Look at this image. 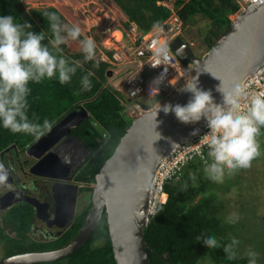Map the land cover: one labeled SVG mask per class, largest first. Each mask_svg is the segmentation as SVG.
<instances>
[{"label":"trees","instance_id":"trees-1","mask_svg":"<svg viewBox=\"0 0 264 264\" xmlns=\"http://www.w3.org/2000/svg\"><path fill=\"white\" fill-rule=\"evenodd\" d=\"M24 1L0 0V15L11 14L18 21L29 22L33 32L40 30L49 32L48 21L42 16L45 11L55 12L62 22L71 24L53 5L27 7ZM112 1L125 16L121 24L127 27L133 22L142 33L166 19L171 8L176 9L182 27L188 24L194 26L199 18L203 19L205 25L202 42L206 51L230 22V15H233L238 8L237 0ZM162 1L167 3L162 4ZM86 36L88 33H81V38ZM92 38L95 42L99 40L97 35ZM61 47L64 55L73 61L80 60L82 67L78 68L70 82L64 85L59 84L55 79L30 84L31 93L28 97L30 116L34 113L41 120L47 118L52 127L71 110L83 107L107 131L108 138L100 137L87 119L72 130L71 133L78 137L88 151V155L73 176L75 181L85 184L81 187V191L87 192V204L74 215L70 226L62 235L39 242L30 237L33 209L26 203H18L11 207L0 216V242L4 256L54 250L71 241L89 209L92 191L90 184L94 183L95 174L112 154L131 122L118 100V96L123 97V95L108 82L106 76L108 64L97 61L95 57L84 62L79 48L71 49L69 42ZM93 63L97 66L92 67ZM88 70L94 73L90 77L92 86L86 91H80V77ZM263 132L264 128L257 139L264 138L261 137ZM39 137L11 133L7 129L0 128V153L5 150L10 152L17 150L22 153ZM203 153H206V149H203ZM202 169L203 161L195 156L182 167L177 178H171L164 184L166 199L163 203L157 204L156 209L158 208L159 211H155L149 217L142 229L144 240L152 249L148 251L150 264H199L202 257L210 259L212 264H247V258L242 257L241 249V245L247 239L241 235L245 230L243 227L247 225L245 222L247 217L243 220L239 219L234 224L225 223L227 200L224 196L230 189L236 188L238 179H241L240 171L238 169L234 174L226 176L222 182H213L204 176ZM190 173L195 174V182L189 179ZM185 183L187 188L181 191V186ZM246 212V216L252 214L254 219L260 221V232L258 237L253 233L252 245L259 252L260 264H264V214L257 216L248 210V206ZM201 232L214 234L221 243L226 242L231 236L237 237L240 240L237 258L226 260L222 249H208L203 242L194 240L193 237ZM33 264H115L105 213H102L98 225L88 240L77 250L53 261Z\"/></svg>","mask_w":264,"mask_h":264},{"label":"water","instance_id":"water-1","mask_svg":"<svg viewBox=\"0 0 264 264\" xmlns=\"http://www.w3.org/2000/svg\"><path fill=\"white\" fill-rule=\"evenodd\" d=\"M234 18L200 56H196L181 37H176L169 44L171 51L182 62L193 64L194 72L190 80L197 76V86L209 90L217 103L221 102V94L216 91L219 81L225 85L236 81L243 86L264 64V0L248 4ZM111 73V70H107L106 76ZM181 89L162 101L159 104L161 108L157 109L158 105L131 120L114 151L94 176L89 209L69 243L54 250L10 255L2 258L0 264L53 261L74 252L91 236L103 212L115 264H150L148 251L152 249L144 240L142 229L147 222L146 206L151 179L158 164L174 145L203 120L195 124H184L171 112L165 114L162 111L165 103L187 102L190 93ZM74 114L77 112L67 113L31 146L47 151L60 136L69 131L70 126L77 125L83 119H87L100 137L108 138L107 131L83 107H80L76 122H73ZM59 131H63L60 136ZM44 168L50 169L49 175L52 170L56 171L54 175L57 178L71 177L68 165L62 164L52 151L33 164L30 171L39 174V170ZM144 168L148 169L147 174L141 170ZM5 180L9 182L8 179L1 181ZM77 189V185L68 183L53 188L55 215L56 218L66 216L63 223L74 216ZM16 197L9 193V196L0 198V209L16 201Z\"/></svg>","mask_w":264,"mask_h":264},{"label":"clouds","instance_id":"clouds-1","mask_svg":"<svg viewBox=\"0 0 264 264\" xmlns=\"http://www.w3.org/2000/svg\"><path fill=\"white\" fill-rule=\"evenodd\" d=\"M42 16L48 21V33L43 30L33 32L29 22L18 21L11 14L0 15V128L7 129L11 133H22L34 137H39L49 130L51 122L47 118L41 120L34 113L30 116L28 100L31 93L30 84L55 79L59 84L64 85L69 83L77 69L82 67L80 60L73 61L63 54L64 50L61 45L78 40L84 62L93 60L96 48L92 38H81L79 25L62 22L60 17L51 11L43 12ZM179 37L184 39L182 35ZM184 41L193 50L192 44L186 39ZM96 66L93 63L92 67ZM93 75L94 73L88 70L80 77V91L91 88L90 77ZM109 77H112V73L107 76ZM159 82V78L153 81L155 84ZM197 85L198 79L194 76L181 89L190 93L187 102L184 104L165 103L162 111L165 114L171 112L179 122L184 124H195L201 119L205 121L207 132L200 135L198 140L201 149H206V153L200 155L203 161L202 171L207 179L222 182L226 176L234 174L238 169L250 167L252 160L260 155V144L257 137L260 136L261 128L264 127V92L246 91L236 81L229 85L219 81L216 91L221 94V102L217 103L214 102L209 90L201 89ZM122 95L123 97L118 96L120 104V98L125 97L124 94ZM122 107L126 114L123 105ZM159 108H161L160 105L157 109ZM71 111L80 112V108ZM80 123L70 126V131L66 132V136L72 134V130ZM198 132L199 129L193 128L189 134L195 136ZM76 138L82 148L87 151L77 136ZM200 151L198 149V153ZM57 158L62 164L71 168L70 158L63 160ZM85 158L83 155V160ZM189 158L191 157L185 156L183 160L177 161L173 166L174 169L180 167ZM141 170L145 174L148 172L146 168ZM73 176L72 173V179ZM189 179L195 182V174L190 173ZM93 185L94 183L91 185L92 188ZM186 188L187 183L183 184L180 190L183 191ZM238 219V213L231 212L225 217V223L234 224ZM193 239L203 242L208 249H222L226 260L231 261L238 256L240 240L235 236L221 243L214 234L201 232ZM258 255L259 253L252 248L242 253V257L247 258V264H257Z\"/></svg>","mask_w":264,"mask_h":264},{"label":"built area","instance_id":"built-area-1","mask_svg":"<svg viewBox=\"0 0 264 264\" xmlns=\"http://www.w3.org/2000/svg\"><path fill=\"white\" fill-rule=\"evenodd\" d=\"M31 1L33 0H25L24 4L27 7L34 6ZM261 1L263 0H237L238 8L233 16L244 10L248 4ZM88 4H91V7ZM94 4L93 1H87L82 5L85 23L83 33H88L86 37L92 38L90 31L95 29L102 36L99 42H95L94 57L97 61L108 64L107 69L111 70L112 77L119 76L115 80L117 85L113 86L125 95L120 98V102L130 119L155 109L190 81L194 72L193 64L182 62L169 48L173 39L182 35V22L176 9L171 8L166 19L142 33L133 22L127 27L119 23L113 14L114 11L107 9L106 4ZM158 78L159 84L153 83ZM242 87L249 92H264V64ZM157 94H161V98L153 101ZM143 95L147 96L149 101L145 100ZM194 128L199 129L197 135H190V131L174 145L155 169L148 192L146 221L155 213L157 204L166 199L164 184L171 178H177L182 167L193 157L203 154L198 140L200 135L207 132L205 121L202 120ZM198 149L201 150L199 153ZM185 156L191 158L174 169L177 161L183 160Z\"/></svg>","mask_w":264,"mask_h":264},{"label":"flooded vegetation","instance_id":"flooded-vegetation-1","mask_svg":"<svg viewBox=\"0 0 264 264\" xmlns=\"http://www.w3.org/2000/svg\"><path fill=\"white\" fill-rule=\"evenodd\" d=\"M78 119L79 114L77 111V114H74L73 122L78 121ZM62 133L63 131H59V136ZM48 150H52L55 156L59 157L60 160L70 158L72 165H70L71 168L69 170L72 171L71 174H74L75 171L78 170L83 161V152L85 151L74 134H67L66 136V133L55 145L53 144L50 146ZM48 150L40 151L30 145L22 153L17 152V150H13V152L5 150L3 153H0V198L9 196V193L18 196L15 198L17 199L16 201L7 205L5 208L0 209V216L18 203H26L29 205L33 209L30 237L38 242L62 235V233H64V231L70 226L73 219L72 218L63 223L66 216L56 218V201L53 194V188L65 183L77 185L78 189L75 200L76 210L77 199L82 193H84L81 191V187L85 185L84 183L81 184L75 181L72 177H67L65 179L57 178L54 175L56 171L53 170L52 174L49 175V168L40 169L38 172L39 174L31 172V166L41 157L45 156L48 153ZM20 177H24L25 179L29 178L27 180H20ZM3 179H8L9 182L7 180H5L6 182L1 181ZM75 210L74 215L76 214ZM1 247L2 245L0 248ZM4 257L7 256L3 255L2 258Z\"/></svg>","mask_w":264,"mask_h":264},{"label":"rangeland","instance_id":"rangeland-1","mask_svg":"<svg viewBox=\"0 0 264 264\" xmlns=\"http://www.w3.org/2000/svg\"><path fill=\"white\" fill-rule=\"evenodd\" d=\"M87 1H93L95 4H98L99 6H104L106 4L107 9L111 8L114 11L113 14L118 20V22L121 23L123 21L121 20V17L123 15L119 13L118 8L116 7L115 3L112 0H33L31 2L32 5L38 7L54 5V7L59 9V11H61V13L66 17V19L71 24L79 25V27L81 28V33H83L84 31L83 25L85 23L83 21L82 7L84 6V3H86ZM91 4H88V6L91 7ZM233 18L234 16L230 15V19ZM204 25H205L204 20L199 18L198 22L194 26H190L188 24L182 27V37L192 44L193 51L197 56H200L206 51L204 43L202 42ZM91 35L92 36L97 35L98 36L97 39L102 38V36H100V33L97 32L95 29L91 30ZM69 47L71 49H78L79 48L78 41L77 40L69 41ZM116 77L119 76L116 75L107 78L108 82L111 83L112 85H117L118 82L115 81ZM143 98L149 101V98L147 96L143 95ZM159 98H161V94L155 95L153 97V101H157ZM261 137H264V132L261 135ZM257 140L260 144V155H258L253 159L250 167L239 169L241 174L239 178L241 177V179H238V184L236 188L230 189V191L227 192L224 196L227 200L225 205L226 216L231 212H236L238 213L239 219L241 220L247 217V220L245 221L247 222V225L245 224V227H243V229L245 230L241 234L242 237L247 238L245 239V242L241 245L242 246L241 249L243 252L248 248H252L256 252H258V250L255 249L252 245V237H253V233L254 234L256 233L257 234L256 237H258L261 228L259 226L261 225L259 223L260 221H258L256 218L255 220L252 214L246 216L247 214L245 213H247L246 212L247 206H248V210L251 211V213L256 214L257 216L264 214V138L262 140L261 138H258ZM83 155H85L86 157L87 151H84ZM22 179L27 180L24 177H20V180ZM91 185L92 184H90V186ZM86 195L87 192H84L78 197L76 203V210H75L76 213L79 212L82 209V207L87 204L88 200ZM240 205H242V207H240ZM1 245L2 244L0 242V246ZM3 255H4V249L3 247H1L0 259L2 258ZM199 264H212V262L207 257H202L199 260ZM257 264H260V260L258 257H257Z\"/></svg>","mask_w":264,"mask_h":264},{"label":"crops","instance_id":"crops-1","mask_svg":"<svg viewBox=\"0 0 264 264\" xmlns=\"http://www.w3.org/2000/svg\"><path fill=\"white\" fill-rule=\"evenodd\" d=\"M116 7L118 8V6L116 5ZM118 11H119V13L120 14H122L123 16L121 17V20H125V16H124V14H123V12L118 8Z\"/></svg>","mask_w":264,"mask_h":264},{"label":"bare ground","instance_id":"bare-ground-1","mask_svg":"<svg viewBox=\"0 0 264 264\" xmlns=\"http://www.w3.org/2000/svg\"><path fill=\"white\" fill-rule=\"evenodd\" d=\"M235 19V18H234Z\"/></svg>","mask_w":264,"mask_h":264}]
</instances>
